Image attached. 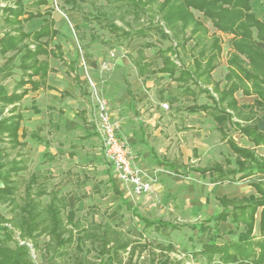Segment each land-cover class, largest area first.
<instances>
[{
	"label": "trees",
	"instance_id": "1",
	"mask_svg": "<svg viewBox=\"0 0 264 264\" xmlns=\"http://www.w3.org/2000/svg\"><path fill=\"white\" fill-rule=\"evenodd\" d=\"M46 3V0H38ZM66 10L81 13L87 23H95L106 31L107 38L101 43L110 46H121L126 49L135 38L144 41L135 50V55L127 52L134 64L137 75L146 77L155 72L168 73L171 80L176 81L181 88L178 95L167 96L164 89H159L162 100L178 103L183 95L193 97V105L186 108L188 112L207 111L219 122L216 126L220 137L225 141L231 152L224 162L212 161L205 166H193L167 162L169 168L182 166L197 171L201 175L208 173L214 183L236 182L248 180L255 193L243 197H216L219 209L205 219L188 224L191 229L204 232L211 225L212 238L191 251L193 256H201L205 264H264V155L256 151V147L264 146V131L259 130L256 123L254 106L264 112V13L257 19L252 12L249 0H62ZM89 5V9L85 8ZM199 11L210 19L212 26L221 32L232 33L229 39L231 51L227 56L226 79H233L228 87L220 88V81H212L211 71L216 67L220 52V38L195 16ZM21 0H13V4L2 7L3 22L9 26L0 37V55L13 50L5 63H10L18 52L22 51L18 68L20 78L15 83L14 90L9 95H0V101L14 103L21 99L27 90L16 92L25 83H30V89H36L43 84L47 73V62L38 59L36 55L46 54L44 45L58 31L52 28V20L46 19L40 28L34 32H26L21 27L18 17L24 13ZM42 15L39 12L28 13L27 17ZM120 22V23H118ZM78 29V26H74ZM167 30L168 32H166ZM167 38L174 43L166 47L157 46L156 42L148 40L153 36ZM209 36V37H208ZM31 37L34 47L30 48L24 39ZM46 37L44 42L39 39ZM192 61L188 65L178 63L177 49L183 50L189 41ZM60 59V46H55ZM153 48L159 55L162 66L157 70L151 68V63L145 60L144 51ZM8 70L5 75H10ZM37 75L39 80L31 79ZM27 78L25 79L24 77ZM245 80L249 82L246 84ZM211 88H208V85ZM241 89L245 95H254L250 108L245 111L234 97V92ZM205 93L211 100L209 104H197L195 95ZM215 93V95H213ZM18 107L10 108V115L0 119V142L9 141L16 147L21 115ZM235 118V120H234ZM247 122H251L248 124ZM239 131L251 145L239 144L228 132V129ZM196 155V149H193ZM163 164V162H159ZM166 163V162H165ZM24 166L12 159L0 174V203L10 206L7 217L0 213V264H36L29 254L28 247L20 244L15 238L17 232L20 239L29 240L34 249L41 247L38 241L47 237L43 242L45 250L50 251L49 264H58L56 256L62 258L67 254V248L75 243V248L88 242L96 254L107 264H139L133 260L149 246V244L134 241L122 230H117L108 223L91 221L85 224L81 218L75 217L74 210L69 208L67 196L58 194L54 189L48 190L44 182L36 183V177L29 176L22 196L16 194L17 180L13 177L23 170ZM116 194L121 195V202L143 223L145 228L152 227L160 230L163 227H180L178 224L161 218L149 219L131 207L122 196L119 189L113 185ZM43 196L47 197L43 202ZM258 216L259 235L253 234ZM229 222L235 226H244L236 239L218 243L216 238L221 236L219 224ZM9 223L10 226H7ZM155 250H149V258L145 264H172L170 257L163 254L173 251L171 244H155ZM127 252V260L123 261L122 253ZM176 262H181L174 259Z\"/></svg>",
	"mask_w": 264,
	"mask_h": 264
},
{
	"label": "crops",
	"instance_id": "2",
	"mask_svg": "<svg viewBox=\"0 0 264 264\" xmlns=\"http://www.w3.org/2000/svg\"><path fill=\"white\" fill-rule=\"evenodd\" d=\"M21 1L25 12L18 18L21 19V27L24 31L34 32L40 28L46 19H50L53 22L52 28L56 29L58 33L50 38L46 45H44L47 53L36 55V58L45 59L47 62V73L43 84L36 89H30V83L27 82L16 90V92H21L24 89L27 90L20 100L14 103L0 102L5 106L6 114L4 117L11 114L9 110L13 105L18 107L17 111L21 115L18 130L19 143L16 146L18 148L17 160L24 166V169L21 171L31 169L29 176L33 175L36 177V183H51L52 187L48 188V190L54 189V191L58 193L55 189L59 188L64 190L63 187L65 185H71L75 182L80 176V170L82 173L81 179H85L89 174L88 170L94 168L97 163L99 164L98 161L100 156L104 157L101 140L90 121L88 83L84 79L83 72L78 63L81 50L80 41L84 39L77 38V36L75 38L73 34L69 32L67 26L69 24L72 28H74V26L83 27L82 23L84 20L82 15L74 10H66L65 13L62 14L56 13L52 9L49 0H46V3L39 4L38 0ZM249 3L251 6L250 12H252L257 19H261L264 13V0H249ZM7 4H13V0L11 3H5L0 7V37L9 29V26L5 25L2 19V7ZM42 7H45V9L43 10ZM36 12L42 15L27 17L28 13ZM194 14L209 29V34L214 33L220 38L221 52L216 67L211 71V79L212 81H220V88H226L230 85L232 80H235V78L231 80L224 77L228 71L227 56L229 51H231L229 39L233 34L216 30L212 26L210 19L203 16L199 11L195 10ZM39 40L44 42L46 37H42ZM74 40L78 41V44H76L77 42H74ZM154 41L157 44V41ZM23 42L28 43L30 48L34 47V41L31 37L24 39ZM83 45L85 51L84 55L91 64L89 72L94 82L97 83V87L102 88L103 92L106 94L111 109H113L114 113L117 111L116 115L120 121L122 131H130L128 139L134 143L137 150L139 147L144 149L146 155L149 158L151 157L150 160L153 159L155 164L163 166L167 165V162H173L164 160L160 155L165 153V149H167L172 142L171 139L174 138L176 142L188 127L195 125L191 123L192 117L190 115H196L195 118L203 117L206 119L211 117L215 119L212 113L207 111L188 112L186 108L194 103L193 97L190 95H183L178 103H170L168 99H160L159 89L161 88L164 89L167 96L178 95L181 91L176 81L170 79L168 73L155 72L146 77L138 76L131 59L126 56L127 52L124 55L113 58V67L108 70H102L99 68L97 60H99L100 57L103 58L102 55L104 51H101L103 49H100L98 46L94 45V43L90 42V38L87 39V41L85 40ZM192 45L193 41L191 40L186 44L183 50L177 49V55L183 56V61L177 59L179 64L182 63V65L186 66L192 61ZM55 46H60L63 59L56 56L59 51ZM94 48L98 50L95 52L91 51V49ZM100 51L102 54L98 53ZM13 53V50H9L4 55H0V95L11 94L14 90L15 83L20 78L21 71L17 66L23 52H18L12 62L8 64L5 63L7 57ZM153 53L156 58L151 59L147 56L145 49V60L151 63L152 69L157 70L162 66V61L159 55L155 53V50ZM130 54L135 55L131 52ZM185 57H188L186 62L184 61ZM220 67H223V75L218 72ZM8 70L11 71V74L5 75ZM24 78L26 79L27 76ZM31 79L39 80L37 75L32 76ZM160 81L162 83L159 84ZM245 82L249 85L247 80H245ZM157 84V98L155 99L157 103H159V106L155 102V104L149 102V99L155 101V99L152 98L153 95H149L151 97L148 98L149 91L155 90ZM211 85L212 84H209L208 88H211ZM133 93L135 96H132ZM213 95H215V93H213ZM240 95H242V97L251 96L253 100L255 97L252 94L245 95L241 89H238L234 92V97L240 106ZM201 96L205 97L204 101H200ZM195 99L197 104L205 103L211 105V100L205 93L196 92ZM163 102L169 105V110H164L160 106ZM255 107L260 111L258 106H254L253 110L256 109ZM216 126L215 130L219 134L220 143L227 145L230 149L229 145L221 139ZM258 129L261 130L259 127ZM166 134L169 136L165 138L164 135ZM76 136L77 138H75ZM5 141H7V139ZM7 142L11 146V143L9 141ZM95 146L99 147L97 148ZM193 149H196V155H193L197 156V146L192 147V153ZM231 154L233 153L231 152ZM81 160L82 163H80ZM213 161L222 162L218 159ZM159 162H163V164ZM180 167L181 166H176L174 168L179 170ZM85 169L87 170L86 175L84 173ZM29 176H27V181ZM118 181L124 186L122 181ZM251 188L254 190L253 187ZM254 193L255 190L250 194ZM66 196L68 200V195ZM119 196L121 198V195ZM122 196L124 197L123 194ZM256 223H258L257 218Z\"/></svg>",
	"mask_w": 264,
	"mask_h": 264
},
{
	"label": "rangeland",
	"instance_id": "3",
	"mask_svg": "<svg viewBox=\"0 0 264 264\" xmlns=\"http://www.w3.org/2000/svg\"><path fill=\"white\" fill-rule=\"evenodd\" d=\"M11 2L12 0H0V7L5 3ZM49 2L56 13H65V8L67 6H63L62 0H49ZM85 8L89 9V5L85 4ZM42 9L44 10L45 7H42ZM67 26L69 32H71L75 38L77 36V38L84 39L80 41L81 50L78 63L83 72L84 79L87 82V78H90L92 81L94 80L89 72L91 64L84 55L85 51L83 49V44L85 40L87 41V39L90 38V42L94 43V45L98 46L100 49H103L101 50L104 51L102 55L103 58L100 57V59L97 60L99 68L102 70H108L113 67V58L124 55L126 52L135 54L136 47L144 41L142 38L133 39L128 47L124 49L121 46H110L101 43V40L107 38V34L105 30L99 28L94 22L87 23L83 21V27H78V29L72 28L69 24ZM165 31L168 32L167 30ZM151 39L156 40L157 46L159 47H166L170 43H174V41L160 36L158 37V35L148 38V40ZM74 42L78 44V41L74 40ZM97 50L96 48L91 49L93 52ZM101 51L98 53L102 54ZM153 52L154 49L152 48L146 49V54L151 59L156 58ZM182 57L179 55L173 56V58L179 61H183ZM187 59L188 57H185L184 61L186 62ZM81 60L85 61V65L81 64ZM219 69L218 72L223 75V67ZM160 83L162 82L160 81L159 84ZM95 84L97 87L96 82ZM157 86L158 84L155 90L149 91L148 96L153 95L152 98H157ZM90 89L91 87L88 83V90L90 91ZM97 89L107 100L111 117L118 125V136L125 142L130 151L133 167L140 171L143 179L150 180L151 190L147 193L138 194L134 192L131 183L122 182L124 184V186H122L105 156H100L98 161L99 164L97 163L94 168L88 170L89 174L85 179H81L82 173L80 170V176L75 182L71 185H65L63 187L64 190L59 188L55 190L58 191V194L68 195L69 208H72L75 217L81 218L85 224L91 221L108 223L115 229L125 232L126 235L135 242L140 241L141 243L149 244L141 254H134L133 260H136L139 264H145L147 262L150 254L149 250H155L159 258L165 257L164 255H160L157 248L153 249V246L158 243L162 245L171 244L173 246V251H165V253H163L170 257L172 264H205L201 256H193L191 251L199 248L201 244L212 238L213 227L210 225L206 231L199 232L197 229H191L188 224L201 221L216 212L218 206L215 197L218 195L225 194L229 197L245 196L254 192L249 186V181L240 180L234 183H214L211 181L208 173L201 175L196 171L183 168L182 166L179 170H176V168H169L167 165L159 166L155 164L153 159L150 160L151 157L149 158L146 155L144 149L139 147L137 150L134 143L128 139L130 131H122L120 121L116 115L117 111L114 113L113 109H111L109 100L103 92V89L98 87ZM132 96H135V94L133 93ZM150 97L151 96L148 98ZM204 100L205 97L201 96L200 101ZM239 100L244 110H248L252 105L253 97H242V95H240ZM149 102L152 104L156 103L159 106L156 99L155 101L149 99ZM161 107L164 110L170 109L169 105L168 108ZM255 108L256 120L252 122L256 123L261 130H264V112L260 113L258 108ZM5 114V106L0 102V119H2ZM190 116L192 117L191 123L195 125L188 127V129L180 135V138L177 139L178 143L174 141V138L171 139V144L165 149V153L160 156L164 160L193 166H203L216 159L223 162L224 157L231 154V151L227 145L219 141V134L215 130V126L218 125L219 122L211 117L205 119L203 117L195 118L196 115ZM247 123L251 124V122ZM228 132L239 144L251 145L239 131H233L229 128ZM164 136L166 138L169 135L166 134ZM75 138H77V136ZM193 146H197V156H194L192 153ZM95 147L98 148L99 146ZM256 151L258 154L264 155V146L256 147ZM231 156L233 157L234 155L231 154ZM17 157L18 148L11 147L7 141H1L0 174L4 171L7 164L12 159L17 160ZM80 163H82V160ZM30 172L31 169L19 171L18 174L13 177L17 180L16 194L20 197L23 194L24 186L28 178L27 176H29ZM86 172L87 170L85 169V175ZM1 183L2 180L0 177V185ZM113 185L122 192L128 204L134 207L141 215L149 219L161 218L170 220L180 227L173 228L171 226H166L160 230H155L152 227L145 228L143 223L121 202L120 196L113 190ZM46 187L47 189L51 188L52 184H48L47 182ZM42 198L43 202H46L47 197L43 196ZM9 209L10 206L7 203H0L1 214L8 217L10 215ZM6 225L10 226L9 223H6ZM218 227L221 234L219 238H216L218 243L229 239H236L239 233L244 229L242 225L235 226L227 222L220 223ZM16 233L17 232L13 235L14 238H16ZM253 234L256 236L259 235L258 223H255ZM16 240L18 241V239ZM20 240L22 241L20 244H25L28 247L33 262L36 264H49L51 250L47 251L43 247V242L47 240V237L39 239L38 244L41 247L36 249L30 246L31 242L29 240ZM79 247L80 250H77L75 248V243H73L67 248L66 255L62 258L56 256L55 259L58 261V264H107L101 260L88 242H85L84 245ZM127 256V252L122 253L123 261L127 260ZM174 259H178L181 262L178 263L174 261Z\"/></svg>",
	"mask_w": 264,
	"mask_h": 264
},
{
	"label": "built area",
	"instance_id": "4",
	"mask_svg": "<svg viewBox=\"0 0 264 264\" xmlns=\"http://www.w3.org/2000/svg\"><path fill=\"white\" fill-rule=\"evenodd\" d=\"M81 64L85 65V61L81 60ZM87 80L91 87L89 91L90 121L101 140L105 158L110 163L116 177L122 182L131 183L135 193L149 192L151 182L148 179H143L140 171L133 167L130 151L118 136V125L111 117L106 98L99 92L94 81L90 78ZM161 106L168 108L166 102L161 103ZM15 239L22 243L18 233H16Z\"/></svg>",
	"mask_w": 264,
	"mask_h": 264
}]
</instances>
